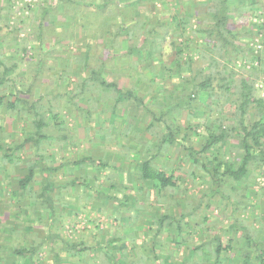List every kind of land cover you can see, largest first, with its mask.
<instances>
[{
  "label": "rangeland",
  "instance_id": "obj_1",
  "mask_svg": "<svg viewBox=\"0 0 264 264\" xmlns=\"http://www.w3.org/2000/svg\"><path fill=\"white\" fill-rule=\"evenodd\" d=\"M78 1H80L78 8L81 11V15H83L85 20L92 22V28L95 29L93 33L96 36H92L87 31L86 36L82 37L81 29L78 28L80 34L78 33L71 40L63 39L59 43L55 41L57 34L50 32L47 25L42 27L45 31L43 32V43L40 45L38 36L40 38L42 36L37 30L39 27L37 17L41 12L40 7L45 4L56 6L59 0H12L11 2L0 0V57H4L8 65L12 62H16L18 65L15 71L10 73V77L14 81H8L9 85L16 83L17 80L19 88L26 89L29 81L21 83L18 80L19 75L16 76L17 73L26 72L28 80L33 81V89L30 95H22L23 98L31 102L32 100L35 101L40 94L43 98L37 103L43 104L44 108L50 107L52 109L50 111L49 108L47 110L43 109L45 116L49 118L50 112L58 113L59 118L53 119L51 125V127L55 124L57 125V129L53 131V134L56 133V135L51 136L49 144L44 146L46 152H48L46 154V159H49L47 163L57 166L65 162L66 159L72 160L90 154L95 159L103 157V160H106L109 166L116 169L110 170L107 167L97 173L94 171L92 164H87L75 167L73 170H67L66 167H63L57 172V186L53 191L55 216L53 221H51L53 224L51 231L59 236L55 240L53 249H50V239L46 237L47 230L44 228L43 223L49 216L41 215V213L36 211L40 209H33L29 200L23 199L16 202V197H14L15 193L13 191L17 188L16 178L25 173L22 165L25 160L21 161L24 154L21 155V160H7L5 163L0 164V186L4 180V175L9 177L7 184L6 182L4 184L3 191L0 188V246L2 248L6 247V252L15 247L18 238H20L18 236L23 234L21 230L23 226L27 235H29L30 242L40 244L41 247L35 257H32L31 264H54L52 251L56 252L64 263L108 264L107 255H114V257L123 258L124 263L122 264H129L130 262L133 264H157L155 258L163 259L166 257V254L173 250L171 248H173L174 242L170 239V233L166 230L160 233L159 239H154L155 224L146 221V219L155 213V208H159V206H156V203L148 205V203L154 202L156 197H150L145 189L139 188L142 185H145V187L150 185L139 177L138 167L135 162H140L146 157L144 155L139 157V152L145 145H148L151 148V152L155 153L154 146L159 141L158 136L153 135L144 127L148 123L150 116H146L144 125L137 126L140 131L138 135L140 138H137V141L135 138L133 139V149L128 147L131 144L130 141L127 145L129 149L126 147L118 151L114 141L116 143L121 142L118 137L124 131L122 133L120 131L126 128L128 115L136 111L133 101L130 99L129 101L116 102L113 99V90L101 87H96V91L91 88L80 92L81 80L79 79V81L77 78H80L81 75L78 74L76 78L73 72L77 67V59L87 49V44L90 45V48H88L90 54L94 55L90 60V65L95 66L100 58L107 54L105 48L109 44L111 54L117 53L118 55L114 58H107L104 77L108 80L109 77L114 79L122 91L132 89L133 93L136 96H140L142 102L158 115L169 103L175 101L176 96L179 97V95L184 94L188 88H185L183 84L176 85L174 81L162 80L158 75L157 70H159L160 61L168 64L175 57L169 36L161 42V49L152 44V40L149 39L148 50L152 49L157 54L160 53L158 57L153 59L150 57L143 60L141 59L140 51L137 49L133 50L129 57L122 56L121 50L132 44L133 41L129 39L125 46H122V41L125 40L124 35H120L114 41L108 33L109 30L113 31L115 26L122 21L119 16H114L116 14L115 0L109 3L106 8H103L98 15L92 13L95 8L88 5V3L100 4L103 0ZM64 6V3L62 8L57 5L56 12L48 14V21L70 20L71 17L63 14L62 9ZM183 6L189 7L190 10L195 12L196 8L190 6L189 3ZM257 6L258 8L254 14H263L264 0H257ZM176 7L174 0H148L137 5V9L142 11L144 15L146 14L149 17V21L154 19L168 20ZM254 14L237 17L235 24L241 25V31L243 30L245 33L251 31L243 36L244 40L242 43L248 40L247 43L253 49V54L259 55L264 50V37L257 32L254 25L261 18H257ZM106 17H110V19ZM103 21L108 24L105 28L102 26ZM15 24H18L19 31L12 29ZM93 25H95V28ZM56 29L63 31L59 26ZM251 35L252 38L249 39ZM193 55H195L194 64L196 66L200 65L201 60L196 54ZM251 62L256 64V60ZM148 65H152V67H148ZM249 65H246V69L249 68ZM36 66L39 68L37 72L33 70ZM155 66H157V73L154 76L150 72ZM151 78H153V83L148 82L151 81ZM145 83L150 85L149 90H147L148 87ZM255 86L257 93L260 96H264L263 77L257 79ZM68 89L72 90L70 92L71 96H75L80 92L78 97H74V100L83 102L90 112V121L93 123V127L88 131L87 135H85L87 131L84 129L86 125L84 126V124L80 123L84 121L83 117L79 121L76 119L78 115H83V113L65 104L66 96L64 92ZM164 90L171 98L165 97L166 93ZM74 92L75 94H73ZM91 96H93L92 99H88ZM105 96L107 97L105 98ZM46 97L51 101L47 102ZM13 98V96L6 93L0 109V122L3 120L1 117L5 115L3 123L6 140L21 135L20 129L24 123V120L19 118L20 115L15 114V112L10 113L8 116L4 114L6 101L13 100ZM99 101L104 103L105 106H102ZM112 104H115L113 112L110 109ZM197 107L192 109L191 114L190 111L188 112L191 115L190 118L187 117L190 116L187 114V110H181L180 113L170 111L165 116L167 118L176 117L177 121L183 122L184 126L189 122L197 124L195 132L199 135H194L190 130L179 133L177 140L182 138V142L179 144L176 142L170 147H164L157 157L153 159L155 166L159 169L164 170L167 174L173 173L174 176L179 178L176 181L177 188L171 189V195H167L168 209L174 210L175 214H179L181 210H194L189 223L195 226L184 225L181 235L176 237V240L181 237L184 241L183 245L174 251L175 255L172 257L174 264H177L184 255H190L192 248L200 244L202 239H208L212 236L215 230L220 232L221 239L225 244L228 240L236 243L237 231L230 230L228 227L237 219L240 220L239 226L245 228L248 233H254L255 238L264 236V227L257 229L260 225L257 220L261 221L264 226V195L256 197L255 192L257 185L264 184V173L262 175L258 170L251 169L246 175V178L251 177V179L254 178L256 181V184L245 190L247 198L255 202L253 204L243 198L240 200V204L235 205L232 200L221 196L217 195L209 198L204 194L210 186V176L200 166V163L204 161V157L200 156L198 160L202 161L194 165L193 159L187 150L189 145L196 149L200 148L199 140L202 142V132L204 131L202 122L205 119L204 115H202V105L199 104V107ZM102 110H107V113L100 120L99 112ZM194 111L197 113L194 114ZM227 114L229 115V113ZM228 115L225 117L229 118ZM188 118L189 121H187ZM251 118L249 121H251ZM206 119L210 121L212 117ZM104 129H107L108 133L101 131L96 134L97 130ZM151 130L153 133L161 135L166 128L160 121H154ZM63 134L69 135L70 143L69 140L62 141L61 138L57 137V135ZM108 138L114 140L111 145L105 143L111 142L107 141ZM129 138H132V133ZM138 143L140 146H138ZM229 145L232 146L231 144ZM109 152H114L111 157H109ZM234 154L235 158L241 155V153L237 152H234ZM13 161H16V163ZM36 178L35 181L30 183L34 186V189H37L36 183L39 176ZM76 179L90 185L71 184V181ZM108 179L113 181L117 187L111 188L109 185L111 181ZM242 185L243 181L240 183V186ZM123 193L127 194L128 199L125 203L120 204L119 200L121 201ZM172 195H174V198L171 199ZM131 196L137 198L139 205L133 204ZM207 203L209 206H207ZM26 206H28L27 212L23 211ZM115 206L118 207L116 208ZM20 207H22V217L19 220H15L12 216H14V212L19 211ZM36 214L38 217L43 216L42 218L44 219H39ZM204 215L207 216L206 219L203 217ZM121 218H124L126 222L121 221ZM210 222H213V227L205 230V226L209 225ZM7 223L14 227V233L11 236L8 232H4V230L8 231V228L5 229L3 226ZM151 225H153V229H151ZM220 228L223 230L221 231ZM125 231H129V233L126 234ZM4 236L5 238L3 239ZM156 241H158L159 245L162 244L161 242H164V244L157 246ZM41 242L43 243L41 244ZM66 242L74 243L75 247L77 249L80 248V250L75 251V248L72 246L68 247ZM244 242V239L240 243L238 242L239 249L242 252L252 251V246H245ZM121 243L126 245L125 249L121 247L119 249L118 246H122ZM84 247L85 250L82 249ZM157 248L160 249L158 252L155 251ZM239 249L234 254L235 258H233L232 264H240L238 260L241 259L243 254ZM122 253L127 254L122 257ZM129 255L130 257H128ZM22 263L23 260H20L19 264ZM199 264H206V262L201 261ZM223 264H229L228 260H225Z\"/></svg>",
  "mask_w": 264,
  "mask_h": 264
},
{
  "label": "trees",
  "instance_id": "obj_2",
  "mask_svg": "<svg viewBox=\"0 0 264 264\" xmlns=\"http://www.w3.org/2000/svg\"><path fill=\"white\" fill-rule=\"evenodd\" d=\"M7 1L11 2L12 0ZM112 1L113 0H103L100 4H92L89 2L88 5L94 6L95 9L92 13L98 15V13H101L103 8H106ZM146 1L148 0L113 1L116 10L114 16H119L122 21L115 26L113 31L109 30L108 33L114 41H116V38L120 35H124L125 40L122 41V46H125V43H127L129 39H132V44L126 46L120 53L123 54L122 56L129 57L133 50L137 49L140 51L142 56L141 59L143 60L160 56V53L157 54L152 49L148 50L149 39L152 40V44L161 49V42L166 40L169 36V41L175 57L168 64L160 61V66H158L159 70H157L158 75L162 80L174 81L176 85L183 84L185 88H188L187 91L179 95V97L176 96L175 101L169 103L158 115L156 112L150 110V108L142 102L140 96H136L133 93L132 89L122 91L114 79L109 77L108 80L104 77L107 58H114L118 55L117 53L111 54V47L109 44H107V48H105L107 54H104V57L102 56V58H100L96 66L90 65V60L94 55L90 54V50L88 49L90 45L87 44V49H85L82 56L77 59V67L73 75L76 78L78 74L81 75L80 78H77V80H81H79L81 87L80 92L91 88L96 91V87H101L103 89L113 90L114 98L113 96L111 97L115 99L116 102L122 100L129 101L130 99L133 101L136 111L133 112L132 110L133 113L128 115L126 128L120 131L121 133L124 131V133L118 137V139H121V142L116 143L111 138L107 139V141L111 142H105L107 145H111L114 141V145L117 147L118 151H121V148H126L130 141L131 144L128 147L133 149V139L135 138L137 141V138H140L138 136L140 131L137 126L144 125L146 116H150L148 123L145 124L144 127L153 135L158 136L159 141L158 144L154 146L155 153L151 152V148L148 145H145L139 152V157L141 155L146 157L140 162H135V165L138 167L137 170L141 180L150 184L148 185L149 187L142 185L139 188L142 190L145 189L150 197H156L154 202H150L148 205L156 203L155 205L159 206V208H155L156 212L146 219V221L155 224L154 239H159L160 233L166 230L170 233V239L174 242V246L171 248L173 250L168 252L166 257L163 259L155 258V260L157 264H174V260L172 259L173 255H175L174 251L179 249L184 241L181 237L179 240H176V237L181 235L184 225L189 224V226H195L189 223L194 210H181L179 214H175L174 210L168 209L167 197L171 195V189L177 188L176 181L179 178L174 176L173 173L167 174L164 170L159 169L155 166L153 159L157 157L158 153L164 147H170L176 142H178V144L181 143L182 138H178L177 140L179 133L190 130L194 135L199 134L195 132L197 124L189 122L184 126L183 122L177 121L176 117L167 118L165 115L170 111L180 113L181 110H187V114L190 115L192 109L196 106L199 107V104H201L202 115H204L205 119L202 122V127L204 129L202 132V142L199 140L200 148L196 149L189 145L187 150L188 154L193 159L194 165L202 161L198 160L200 156L204 157V161L200 163V166L202 169L206 170L210 176V186L204 194L209 198H213L217 195L221 196L225 199L232 200L235 205L240 204L239 202L243 198H246L251 204L255 203L247 198L245 190L256 184L254 178H246L249 170H258L262 175L264 173V96H260L257 93V88L255 86L257 79L261 77H263L264 82V50L259 55L253 54V49L247 43L248 40L242 43L244 40L243 36L251 31L245 33V31H241V25L238 26L235 24L237 17L256 13L258 8L257 0H174L177 7L168 20L154 19L152 21H149V17L137 9L138 4ZM63 3L65 5L62 9L63 14L66 16L68 15L71 19L49 22L48 14L50 12H56L57 5H60L62 8ZM188 3L190 6L196 8L195 12L190 10L189 7L183 6ZM57 5L51 6L45 4L40 7L41 12L37 17L39 25L37 30L42 36V38L38 36L40 45L43 43V32L45 31L42 27H46L47 25L50 32L57 34L55 41L59 43L66 38L70 40L73 39V37L78 35V33L80 34V32L82 37L86 36L87 31L92 34V36H96L93 33L95 29L92 28V22L85 20L83 15H81V11L78 8L80 1L59 0ZM254 15L257 18H261V20L254 25L257 32L261 33L264 37V13ZM106 18L110 19V17ZM107 25L108 24H105V21H103L102 26L105 28ZM57 26H59L60 29L62 28L63 31L57 30ZM93 26L95 28V25ZM78 28L81 29L80 32H78ZM12 29L14 31L20 30L18 24H15ZM251 38L252 35L249 39ZM23 50L25 49L23 48ZM193 54H196L201 60L200 65L196 66L194 64L195 55ZM253 60H256V64L251 62ZM247 64L250 65L249 68L246 69ZM17 66L16 62H12L8 65L6 59L0 57V109L7 93L14 98L13 100L6 101L4 114L8 116L10 113L15 112V114L20 115L19 118L24 120L23 126H21L20 129L21 135L6 140L3 123L5 115L1 117L3 120L0 122V164L5 163L7 160H21V155L24 154L21 161L25 160L22 164L25 173L16 178L17 188L13 191L15 193L14 197H16V202L22 201L23 199L29 200L33 209H40L36 211L41 213V215L49 216L46 218L45 222H43V220L42 222L44 223V228L47 230L46 237L50 239L49 247L53 249L55 240L59 236L57 233L51 231L53 225L51 221H53V217L55 216V210H53V200L55 198L53 196V191L57 186V172L63 167H66L67 170H73L75 167L87 164H92L94 171L97 173H100L107 167H109L110 170L116 168L109 166L108 162L103 160V157L95 159L90 154L72 160L66 159L65 162L57 166L47 163L49 159H46V154L48 152H46L44 146L45 144H49L51 136L56 135V133L53 134V131L57 129V125L55 124L52 127L51 125L52 120L57 117L59 118V116L58 113L55 112H50L51 115L49 118L45 116V111L43 109L47 110L49 108L50 111L51 108H44L43 104L37 103L40 102V99L42 100V95L39 94L37 99L31 102L23 98L22 95H30L33 89V81L28 80L26 72L16 74V76L19 75V79H17L21 83L29 81L26 89H20L17 80L16 83L14 82L12 85L8 84V81H14L11 79L10 73L15 71ZM150 66L152 67V65H148V67ZM156 69L157 66L151 69L150 72L154 76L157 73ZM33 70L37 72L39 68L36 66ZM148 82L153 83V78ZM145 85L148 87L147 90H149L150 85L148 83H145ZM71 91L72 90L68 89L64 92L66 96L64 100L65 104L83 113V115H78L76 119L79 121V119L83 117L84 121L80 123L84 124V126L86 125L84 129L87 131L85 132V135H87L88 131L93 127V123L90 121V112L83 102L74 100V97H78V93L80 92L75 96H71ZM48 93L51 94L50 92ZM165 93V97L168 96L171 98L167 92ZM73 94H75V92ZM92 97L93 96L88 99H92ZM106 97L107 96H105V98ZM46 99L47 102L51 101L47 97ZM99 102L102 106H105L104 103L101 101ZM114 105L112 104L110 106L112 112L114 110ZM189 111L190 114L188 113ZM106 113L107 110L100 111L99 119L102 120V117ZM196 113L197 112L194 111V114ZM227 113H229L230 116ZM226 115H228L229 118L225 117ZM252 116L253 118H251ZM187 117L190 118L191 115ZM208 117H212V120L209 121L206 119ZM189 118L187 121H189ZM250 118L251 121H249ZM154 121H160L166 128L165 132L161 135L152 132L151 128L154 125ZM131 127H133L132 130ZM101 131L108 133V130L104 129L97 130L96 134H99ZM131 133L132 138H129ZM68 136L67 134L57 135L62 141H68ZM138 146H140L139 143ZM27 150L29 151L27 152ZM234 152L241 153V155L235 158ZM112 153L114 152H109V157H111ZM13 162L16 163V161ZM37 176H39L36 183L37 189H34V186L30 183L35 181ZM8 178V176L4 175V180L0 186L2 191L5 182L6 184L8 182ZM241 181H243L242 186H240ZM71 184L90 185L77 179L72 180ZM109 185L111 188L117 187L113 181H111ZM255 192L256 197L264 195V184L257 185ZM173 196L174 195L171 196V199L174 198ZM108 198H110V196H108ZM127 199V194L123 193L119 203H125ZM131 199L134 205H139L137 198L131 196ZM116 205H118V203H116ZM207 206H209L208 203ZM27 207L28 206L23 208V211L27 212ZM115 207L117 208L118 206ZM21 210L22 207L19 208L18 212H14V216H12L13 219L19 220L22 217L23 212H21ZM42 217L43 216H39L38 218L40 219ZM203 217L205 219L207 218L205 215ZM121 221L126 222L124 218H121ZM257 221L260 224L257 229L263 228V223L259 220ZM239 224L240 220L237 219L228 227L230 230L237 231L238 237L236 243L232 240H228L225 244L221 239L220 232L215 230L212 236L208 239H202L200 244L192 248L190 255H184L177 264H199L201 261L206 262V264H223L225 260H228L229 264H232L233 258H235L234 254L240 248L238 244L243 241V239L245 241V246H252V251L242 252V250L239 249L243 254L241 259L238 260L239 263L264 264V236L255 238L254 233H248V231L240 227ZM3 226L5 229L8 228V231L4 230V232H8L10 236L14 233L13 226L8 223ZM150 227L153 229V225ZM210 227H213V222L206 225L205 230H209ZM21 230L23 234L18 236L20 238H18L15 247L6 252L7 248H2V246H0V264H19L20 260H23L22 264H31L32 257H35L38 249L41 248L40 244H33L30 242L29 235H27L23 226ZM220 230L222 231L223 229L220 228ZM130 231L132 230L130 229ZM125 233L128 234L129 231H125ZM4 238L5 236L3 239ZM156 242L157 246L164 244V242H161L162 244L159 245L158 241ZM42 243L43 242H41V244ZM66 244L68 247H74L75 251L80 250V248L77 249L75 247L74 243L66 242ZM121 244L122 246H118L119 249L120 247L125 249L126 245L124 243ZM82 249L85 250V247ZM158 250L160 249L157 248L155 251L158 252ZM223 253L227 256H224ZM126 254L122 253L121 256L124 257ZM52 257L54 264H75L71 262H62L63 259L54 251H52ZM128 257H130V255ZM107 260L108 264L124 263L123 258L114 257V255H107ZM129 264L133 263L130 262Z\"/></svg>",
  "mask_w": 264,
  "mask_h": 264
}]
</instances>
